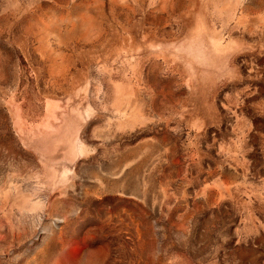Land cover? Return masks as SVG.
<instances>
[{
	"label": "rangeland",
	"instance_id": "1",
	"mask_svg": "<svg viewBox=\"0 0 264 264\" xmlns=\"http://www.w3.org/2000/svg\"><path fill=\"white\" fill-rule=\"evenodd\" d=\"M0 264H264V0H0Z\"/></svg>",
	"mask_w": 264,
	"mask_h": 264
}]
</instances>
